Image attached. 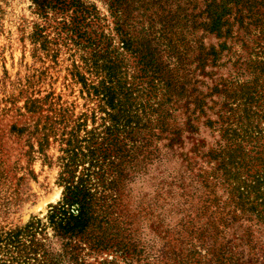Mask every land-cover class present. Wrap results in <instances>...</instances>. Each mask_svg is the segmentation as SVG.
Here are the masks:
<instances>
[{"label": "rangeland", "instance_id": "374dc122", "mask_svg": "<svg viewBox=\"0 0 264 264\" xmlns=\"http://www.w3.org/2000/svg\"><path fill=\"white\" fill-rule=\"evenodd\" d=\"M66 1L72 3L68 10L56 5L43 14L33 0H0L3 234L23 227L32 218L47 222L50 205L62 198L63 186L58 178L68 140L87 137L88 131L102 132L104 123L109 124L105 112L109 108L99 96L87 91L80 80L83 77L87 85H98L104 72L97 73L92 64V49L72 34L69 15L74 14L76 7H95L99 18L93 21V27L109 34L113 45L120 47L116 16L108 0ZM126 1L135 5L136 0ZM187 1L190 10L195 5L200 7L202 0H179L183 5ZM139 2L146 7L148 0ZM260 12H264V7ZM262 22L264 31V14ZM259 30L260 26L250 32L257 34ZM254 34L248 40L244 34L245 46L239 41L231 49L248 58L252 50L259 49L252 42ZM221 41L213 34L204 39L205 45L216 46ZM260 44L264 46L263 40ZM119 50L123 52V69L135 89L136 101L147 102L154 110L160 107L169 115L165 126L159 128L157 113L144 116L138 110L141 122L147 118L152 122L146 123L153 127L154 136L147 148L151 153L126 140L127 155L117 160L121 174L113 173L107 178L119 180L112 216L119 236L126 237L119 238L124 244L137 242L143 251L90 254L83 264H180L193 257L198 264H222L211 257L212 250L219 245L230 248L228 254L234 264H264V223L256 210L241 213L231 196L233 187L253 185L254 180L259 181V192H264V139L258 138L264 133V118L257 106L252 107L256 114L248 119L244 104L233 102L223 106V86L219 82L226 84L235 73L228 61L230 52H222L220 61L226 65L205 66L203 74L195 69L196 62L189 64V69L180 74L189 80L188 88L194 87L196 92L188 94L187 99L174 98L166 103L163 81L140 78L129 52ZM248 77L244 73L240 81ZM213 85H218L219 92L212 89ZM196 97L202 99L201 104L195 103ZM225 152L233 156L223 159ZM221 160L231 162L226 166L230 168L229 174H225ZM248 191V200L253 201L256 193L250 188ZM261 200L264 198L254 203L264 216V206H257ZM45 231L52 235L51 227ZM37 237L42 240V234ZM0 258L3 262L9 256L2 252Z\"/></svg>", "mask_w": 264, "mask_h": 264}, {"label": "trees", "instance_id": "16d2710c", "mask_svg": "<svg viewBox=\"0 0 264 264\" xmlns=\"http://www.w3.org/2000/svg\"><path fill=\"white\" fill-rule=\"evenodd\" d=\"M64 1L33 0L37 10L43 14L47 8L56 5L68 10L72 3ZM188 2L183 5L179 0H148L144 7L138 0L135 5L126 0H108L109 8L116 16L115 28L120 47L113 45L109 34L93 27V21L99 18L95 7H76L74 14L69 15L72 34L92 49V64L97 73L104 72L98 85H87L83 77L80 80L87 91L91 90L99 96L109 108L110 111L105 110L109 124L104 123L102 132L88 131L87 137L68 140L69 147L65 149L66 155L61 157L62 169L58 178V183L63 186L61 200L50 205L47 222L32 218L21 228L0 233V253L9 256L0 264H83L85 256L90 254L128 249L132 254H141L143 251L137 242L124 244L120 239L126 237L119 236L116 220L112 218L119 180L117 177L107 178L113 173L121 174V170H117V160L127 155L129 149H126V145L129 143H125L126 140L131 145L138 143L144 148L143 152L151 153L147 148L154 136L153 127H148L146 123L152 122L148 121L150 118L141 122L138 110H142L144 116L157 113L156 125L159 128L165 126L169 113H164L165 110L160 107L151 109L147 102L136 101L135 89L126 78L122 63L124 56L119 48L129 52L134 59L140 78L147 77L151 81L158 78V83L163 81L166 103L174 98L187 99L188 94L196 92L194 87L188 88L189 80L180 74L189 69V64L196 62L195 69L199 68L203 74L205 66L226 65L220 60L222 52L227 50L230 52L228 61L235 73L226 84L219 82L224 87L220 89L223 106L228 107L233 102L244 104L247 119L256 114L252 107L257 106L261 108L260 115L264 118V46L260 44L261 40L264 43V12H260L264 0H202L200 7L195 5L190 10ZM146 11L150 13L146 14ZM91 25L93 28H90ZM259 26L257 34L250 32ZM208 34L222 41L217 42L216 46L212 43L205 45L204 39ZM244 34L248 37L246 40L256 35L252 42L256 44L255 48H259L252 50L248 58H242L236 50L231 49L239 41L241 46H245ZM195 51L193 56L189 55ZM244 73L249 77L242 82L240 77ZM217 86L213 85L212 89L219 92ZM201 102L202 99L195 98L196 104ZM258 138L264 139V133ZM225 156L231 157L233 154L225 152L222 158ZM223 161L221 165L225 174H229L230 168L226 166L231 162ZM254 182L253 185L243 183L233 187L231 196L241 213L256 210L264 223L263 211H259L254 203L264 198V192H259V181ZM249 188L256 193L253 201L248 200ZM259 205L264 206V201L257 203ZM48 226L52 229L51 236L45 231ZM37 234H42V240ZM229 249L219 245L212 250L211 257L222 264H234L232 256L228 254ZM171 254L178 255L175 252ZM187 261L198 264L194 257ZM187 261H180V264Z\"/></svg>", "mask_w": 264, "mask_h": 264}]
</instances>
